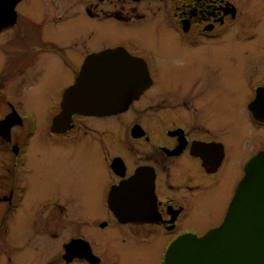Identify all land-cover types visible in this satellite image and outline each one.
<instances>
[{"label": "flooded vegetation", "instance_id": "obj_1", "mask_svg": "<svg viewBox=\"0 0 264 264\" xmlns=\"http://www.w3.org/2000/svg\"><path fill=\"white\" fill-rule=\"evenodd\" d=\"M79 83H112L118 109H66ZM249 175L264 0H0V264H164Z\"/></svg>", "mask_w": 264, "mask_h": 264}, {"label": "water", "instance_id": "obj_2", "mask_svg": "<svg viewBox=\"0 0 264 264\" xmlns=\"http://www.w3.org/2000/svg\"><path fill=\"white\" fill-rule=\"evenodd\" d=\"M87 86L79 83L70 89L64 107L86 114H109L118 109L112 83L91 84V91ZM135 182L132 179L125 187ZM115 199L112 193L109 202L113 204ZM123 217L126 221L151 218L128 210H123ZM164 264H264V177L249 175L242 180L221 225L202 237L184 235L174 241Z\"/></svg>", "mask_w": 264, "mask_h": 264}, {"label": "rangeland", "instance_id": "obj_3", "mask_svg": "<svg viewBox=\"0 0 264 264\" xmlns=\"http://www.w3.org/2000/svg\"><path fill=\"white\" fill-rule=\"evenodd\" d=\"M237 1L245 2V0H237ZM245 6H249V5L246 4ZM142 262L145 264H162L159 263L158 259L155 261L154 255H152L151 257L143 258Z\"/></svg>", "mask_w": 264, "mask_h": 264}]
</instances>
